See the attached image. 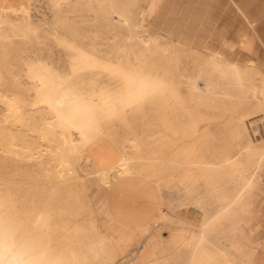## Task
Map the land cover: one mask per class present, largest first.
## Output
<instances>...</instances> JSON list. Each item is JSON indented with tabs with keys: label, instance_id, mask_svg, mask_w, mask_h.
Instances as JSON below:
<instances>
[{
	"label": "bare ground",
	"instance_id": "bare-ground-1",
	"mask_svg": "<svg viewBox=\"0 0 264 264\" xmlns=\"http://www.w3.org/2000/svg\"><path fill=\"white\" fill-rule=\"evenodd\" d=\"M24 1L0 0V196L49 217L57 238L98 242L95 264L110 239L149 230V221L107 213L106 236L94 213L112 180L141 175L194 200L168 230L173 239L188 231L184 264H255L260 242L243 246L239 232L264 173V0H212L221 31L241 21L251 50L219 46L218 28L202 25L201 13L189 18L193 0H44L52 20L33 24ZM210 28L213 37L200 33ZM118 37L128 42L122 58L95 47ZM48 38L77 55L73 72L53 76L36 52ZM76 157L92 170L79 173ZM223 223L235 258L209 235ZM158 248L153 237L151 264H167Z\"/></svg>",
	"mask_w": 264,
	"mask_h": 264
},
{
	"label": "rangeland",
	"instance_id": "rangeland-1",
	"mask_svg": "<svg viewBox=\"0 0 264 264\" xmlns=\"http://www.w3.org/2000/svg\"><path fill=\"white\" fill-rule=\"evenodd\" d=\"M23 5L30 23H37L41 19H46L49 22L52 20V12L49 10L46 1L25 0ZM190 9L193 14L189 15V18L193 19L198 13H201L202 25L219 29L217 31H220L219 35L222 37L217 36L215 38L219 46L222 43H228L234 49L244 50L248 48L249 44L250 50L254 49V43L250 41L251 37L247 34V30L242 28L241 21L235 25L229 24L225 32L221 31L220 28L224 23L222 21L217 22L210 16L216 10L212 0H193ZM151 21L152 17H147L143 22L148 25ZM200 33H206L208 37H213L212 34H214L211 28ZM53 40V38L46 39L45 43L41 45L42 49L36 50V52H42L43 58L52 69L51 73L58 79L59 75L70 74L76 69L77 55L72 56L68 49L55 45ZM80 44L83 48L92 46L88 39H81ZM127 46L128 42L118 37L114 41L108 40L106 45H96L95 47L102 55L122 58ZM143 129L144 125L138 126V133L141 134ZM76 161V169L79 173H89L92 170L89 162L77 157ZM262 181H264V176H262ZM154 185L152 180L137 174H129L112 180L104 197L106 205L103 206L101 212H97L98 209L94 211L102 234L108 236L110 233V228L103 223L107 213L116 214L121 219L135 218L136 216L140 220L149 221L150 227L146 232H136L131 238L118 244L114 238L110 239V242L99 250V255L94 260L95 264H151L153 258L150 255V242L153 237L158 239L159 254L163 255L161 261H166L167 264H184L185 250L179 242L187 235L188 231H180L177 238L173 239L169 236L168 230L172 227L175 228L174 219L178 213L182 209L191 208L194 205V200L185 199L183 192L174 187L158 189ZM96 191L95 185L88 191L95 205H97L95 202ZM105 191V188L100 190L96 196V201L102 198ZM136 199H138V203H136ZM211 210V206L206 205L202 208L203 216H210ZM254 214L250 218V222L245 224L239 232V241L243 246H249L251 240L260 242L259 246L255 248L254 263L264 264V196L256 197ZM82 216L87 217L86 215ZM193 231L197 232L198 228L193 229ZM209 235L213 240L229 247L232 258L237 257L238 253L231 251L233 241L228 234V224L223 223L210 228ZM167 254H171V257L166 259Z\"/></svg>",
	"mask_w": 264,
	"mask_h": 264
},
{
	"label": "clouds",
	"instance_id": "clouds-1",
	"mask_svg": "<svg viewBox=\"0 0 264 264\" xmlns=\"http://www.w3.org/2000/svg\"><path fill=\"white\" fill-rule=\"evenodd\" d=\"M97 247L98 242L57 238L49 217L24 212L0 196V264H92L88 256Z\"/></svg>",
	"mask_w": 264,
	"mask_h": 264
},
{
	"label": "crops",
	"instance_id": "crops-1",
	"mask_svg": "<svg viewBox=\"0 0 264 264\" xmlns=\"http://www.w3.org/2000/svg\"><path fill=\"white\" fill-rule=\"evenodd\" d=\"M262 25H261V31H262V38H264V17H262ZM262 176H264V173H262V175L260 176V182H261V189L258 190V196H264V181H262ZM138 199H136V203H138L137 201ZM256 206V203H255ZM255 206L254 209L252 211V213H255Z\"/></svg>",
	"mask_w": 264,
	"mask_h": 264
}]
</instances>
